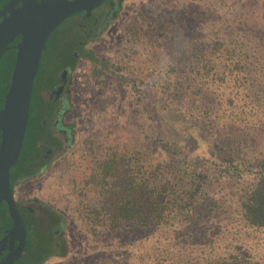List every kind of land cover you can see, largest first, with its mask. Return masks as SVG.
<instances>
[{
    "label": "trees",
    "instance_id": "16d2710c",
    "mask_svg": "<svg viewBox=\"0 0 264 264\" xmlns=\"http://www.w3.org/2000/svg\"><path fill=\"white\" fill-rule=\"evenodd\" d=\"M125 1L104 0L111 2V18L89 37L77 26L76 14L68 17L58 55L68 58L70 74L78 59L87 60L91 66L80 80L116 95L108 104L109 132L90 130L80 139L94 162L88 178L103 197L91 207L93 215L100 210L107 232L121 240L123 264L131 259L137 264H264L249 241L264 230V155H255L246 143L264 133V11L259 10L264 0L200 11L175 0H147L126 22L118 48L97 57L88 44L124 10ZM18 41L19 36L0 56L8 61L7 79L0 78V108ZM54 109L49 95L42 103L29 102L22 147L9 169L13 194L15 186L40 172L42 140L59 141L48 120ZM69 109L64 96L60 119ZM76 125L74 119L66 124L72 140ZM115 130L127 147H105L96 154L101 148L96 141H112L108 133ZM40 133H45L42 140ZM29 137L31 148L24 143ZM15 203L27 230L24 264L65 255L62 216L34 197ZM0 221L10 225L3 201ZM217 241L216 251H206Z\"/></svg>",
    "mask_w": 264,
    "mask_h": 264
},
{
    "label": "rangeland",
    "instance_id": "374dc122",
    "mask_svg": "<svg viewBox=\"0 0 264 264\" xmlns=\"http://www.w3.org/2000/svg\"><path fill=\"white\" fill-rule=\"evenodd\" d=\"M235 1L243 0H175L177 4H187L196 11H200L201 7L208 5L222 8L224 5L232 4ZM146 2L147 0H126L124 2V10L103 29L96 41H91L88 44V47L94 50L97 57L109 55L110 52L114 51V46L116 49L118 48L119 43L125 37L124 27L126 22L134 14L142 12L141 8ZM260 7L262 10H259L264 11V4H261ZM69 20L66 18L59 23L46 40L47 50L42 51L41 58H43V62L41 61V66L36 72L34 89L32 87L30 97L32 103H42L43 99L48 96L49 87L53 85L54 80L50 77V73L58 66L60 46H62L61 43L65 42L64 37H67L63 28L70 23ZM69 42H73L72 37H70ZM62 49H64L63 46ZM140 59L142 60L143 57ZM7 66V60H0V78L2 81L7 79ZM90 66L91 64L87 60L81 58L71 74L70 109L66 113V119H70V121L74 119L77 125L70 148L61 157L51 159L49 164L37 175L28 178V180L23 181L14 188V198L16 200L36 197L52 207L64 220L61 233L66 240L65 255H53L44 264H123L124 261L123 255H120L122 254L121 240L112 238L107 232L105 219H103L101 211L96 210V216L93 215L91 208L93 204L100 203L103 197L100 198L97 195L99 187L97 184H92L88 178L89 167L94 162L90 161V157L86 152V145L80 139L90 130L104 131L106 134L109 132V124L106 121L110 119L108 104L114 100L116 95L109 92L111 91L110 88L101 90L88 79L87 82L80 80V76H85ZM149 89L148 84L144 85V91L148 92ZM137 122V118L133 115L131 125H135ZM33 133L34 127L32 126L30 128L32 138ZM116 133V130L108 133L110 139L113 138L112 141H106V143H104L105 141H96L97 145L101 146L96 154L101 153L105 147L106 149L117 148V150L118 148L125 149L127 147L125 141H119L120 137ZM44 136L45 133H40L38 138L43 139ZM31 137L24 142L30 148L33 144ZM42 141L45 142L46 140ZM246 143L249 148H252L255 155H264V133L257 136L255 141H246ZM127 152L129 153L130 150ZM223 193L221 191V197ZM97 217L98 219H96ZM229 239L231 238L228 237L224 242L228 243ZM249 241H251L252 251L264 261V230L257 232ZM210 243L207 244L210 249L205 248L208 249L206 251H216L218 248H215L221 244L220 241ZM201 249L205 251L204 247ZM223 249L226 248L223 247ZM21 258L23 260L24 257ZM131 260L130 264H137L133 259Z\"/></svg>",
    "mask_w": 264,
    "mask_h": 264
},
{
    "label": "water",
    "instance_id": "95a60500",
    "mask_svg": "<svg viewBox=\"0 0 264 264\" xmlns=\"http://www.w3.org/2000/svg\"><path fill=\"white\" fill-rule=\"evenodd\" d=\"M101 2L8 0L0 10V56L19 36L8 87L0 108V202L5 203L12 222L0 239V252L4 246L7 248V253L0 258V264H13L25 241L24 226L9 185V169L16 163L22 147L39 57L49 34L59 23L79 12L89 15ZM14 240H17L16 245Z\"/></svg>",
    "mask_w": 264,
    "mask_h": 264
},
{
    "label": "flooded vegetation",
    "instance_id": "af4514ba",
    "mask_svg": "<svg viewBox=\"0 0 264 264\" xmlns=\"http://www.w3.org/2000/svg\"><path fill=\"white\" fill-rule=\"evenodd\" d=\"M3 0L0 1V4ZM102 2L95 8H93L90 11L89 15H84L83 12L76 13L78 16V21L76 22L77 26L80 27L81 31L85 34L86 37H89L90 35L95 34L97 28H101L107 23V21L111 18L110 15L112 14L111 12V2ZM4 5L0 7V10L3 8ZM18 6V4L16 5ZM15 6V7H16ZM75 15V14H73ZM72 16V15H71ZM70 17V16H69ZM65 20V19H64ZM109 25V23H108ZM107 25V26H108ZM106 26V27H107ZM66 28V27H65ZM63 28V29H65ZM48 39V38H47ZM81 40H79L78 45L75 47H72V52L74 57H76L77 54V47L80 46ZM76 48V49H75ZM47 50L46 45L44 51ZM71 52V53H72ZM42 53L39 57V66L41 65V61L43 62ZM68 60L67 57H59L57 60V65L59 66L58 69L53 71V73H50V77L54 80L53 85L49 87L48 89V95L49 97L52 98V103L55 105L54 109V116L53 117H48L49 123H50V129L52 132V136L58 139L59 141H45L42 143V157L41 160L43 161L42 167L40 168L39 171L44 169L50 162L51 159L54 158H59L61 157L64 153L67 152V150L70 148L72 144V139L71 135L69 134L66 124L70 123V119H66V113H64L63 117L60 119V111H61V103H62V98L64 96L70 97V81H71V71L69 70V67H67L64 62ZM80 61V59H78ZM63 65V66H60ZM41 166V165H40ZM39 166V167H40ZM44 166V167H43ZM36 167V166H34ZM37 170V171H38ZM34 171V172H37ZM28 180V179H26ZM14 196V194H13ZM33 198V197H32ZM36 200H38L36 197H34ZM15 199V198H14ZM19 200L15 199V202H18ZM40 201V200H39ZM42 202V201H41ZM7 217L10 220L8 213ZM22 220V219H21ZM11 220H10V225L3 224L0 221V239L7 233V230L11 227ZM23 224V222H22ZM25 241H24V246L20 252V255L18 256L17 259L13 261V264H24V260H22V256L24 253L25 245H26V240H27V230L25 229ZM17 244V240H14V245ZM7 245V244H6ZM7 253V248L4 246V248L0 252V258H2L5 254ZM22 262V263H21Z\"/></svg>",
    "mask_w": 264,
    "mask_h": 264
}]
</instances>
